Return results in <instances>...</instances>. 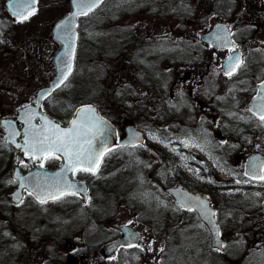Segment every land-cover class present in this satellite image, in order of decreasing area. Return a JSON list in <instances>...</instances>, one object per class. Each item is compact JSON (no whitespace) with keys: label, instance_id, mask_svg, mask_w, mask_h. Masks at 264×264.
Segmentation results:
<instances>
[{"label":"rangeland","instance_id":"rangeland-1","mask_svg":"<svg viewBox=\"0 0 264 264\" xmlns=\"http://www.w3.org/2000/svg\"><path fill=\"white\" fill-rule=\"evenodd\" d=\"M240 1L168 0L161 7L162 0H108L99 10L103 22H81L78 67L45 108L67 122L75 108L76 93H71L77 84L79 95L86 94L83 101L107 105L104 109L120 130L127 123L142 122L147 145L112 153L96 175L80 174L91 181L92 199L87 207L74 195L49 205L27 198L13 206L8 196L13 188L11 156L3 151L0 264H223L227 259L222 262L207 247L209 243L203 245L197 218L183 215L170 195L152 182L156 166L152 164L149 170L153 160L149 145L162 149L161 174L167 185L180 182L220 201L216 208L230 259L237 264H264V182H252L243 174L246 156L264 149V121L247 107L264 78V0ZM4 2L0 0V112L14 113L52 79L58 48L52 38L53 25L69 7L67 0H39L35 15L20 22L9 15ZM217 20L230 22L235 48L243 52V64L231 76L224 75L222 61L232 49L216 50L200 38ZM137 34L142 47L135 43L133 55L124 58L125 44ZM119 43L121 47L114 48ZM93 64L105 69L99 72ZM146 81L154 83L153 89L147 90ZM115 86L121 88L120 96H145L144 103L154 96V103L162 108L165 93L168 102H175L171 113L165 109L170 117L164 118L174 137L162 142L149 128L164 126V122L156 117L139 119L132 103H121L119 90L116 98L109 96ZM173 143L179 148H172ZM187 219L175 233L178 221ZM124 223L141 230L144 239L109 263L102 246L114 227ZM17 230L21 236L15 234ZM97 231L107 235L99 240L103 234ZM79 234L83 241L77 239Z\"/></svg>","mask_w":264,"mask_h":264},{"label":"water","instance_id":"water-1","mask_svg":"<svg viewBox=\"0 0 264 264\" xmlns=\"http://www.w3.org/2000/svg\"><path fill=\"white\" fill-rule=\"evenodd\" d=\"M101 2L102 0H100L97 6ZM11 3L12 0H7L6 6L13 14ZM67 4L70 9L69 12L61 20H59L53 28V38L59 44V48L53 58V63L56 67L53 79L49 81L48 85L39 88L35 92L30 104L18 108L17 116L5 117L1 120L5 128L8 130L6 135L8 137L9 143L16 150L17 158H20L24 154H29L31 158V152H26L25 147L30 141L33 140L34 129L32 126H35L36 128L42 127L45 120L58 124L61 129L66 130L72 127V121H86L88 117L94 115L99 121L103 122L100 125L102 134H98L94 141L97 150L100 149L101 142H103V147L109 150L119 145L134 146L145 142L144 132L133 124H128L125 127L126 136L119 139L117 128L107 117L102 115L98 107L92 103L80 105L76 109L75 115L71 119L69 125H65L54 119L43 109V103L45 99L49 97L53 91H55L65 81L64 80L62 83H60L59 86H56V82L60 80L61 69L65 68L64 62L69 60V54L71 55V70L74 66V59L78 45L79 17L84 15H74L78 11L76 7V0H67ZM37 6L38 4L36 0L35 9ZM68 21L71 22L70 28L63 30L57 28V25L61 24V22ZM68 36L72 37V49L69 47L67 40ZM201 37L204 41H206L208 44H211L216 49H226L227 47L233 46L235 44L234 36L229 30V25L226 22H217L210 31L203 33ZM229 56L239 57V59L242 61L241 51L237 50L231 52L222 63L224 67V73L228 71L227 62ZM260 96H264V80L258 84V90L249 103V108L253 109L251 111L255 114H257L255 111V106L260 103ZM87 108L94 109V114L80 111ZM29 115L32 116L30 123L28 121ZM36 155L39 156V153H36ZM56 155L60 156L61 163L59 167L54 169L36 165L29 169L26 173H23L19 167H15L13 176L17 180V187L11 193L12 201L14 203H20L23 200L25 190L35 193V197H39V199L37 198L38 200L43 199L46 201L53 199V197L49 196V193L56 194L58 191L62 190L64 193H79L85 202L88 201L89 187L87 181L84 179H76L73 172L66 170V165L68 164L67 158L60 153H57ZM38 160L42 161L43 159ZM262 165H264V154L261 152H252L246 158L244 173L255 180H260V176L264 173V167H262ZM168 190L176 196L177 201L181 206L194 208L197 210L198 215L201 217L211 232L212 247L221 251H225V242L221 237V229L216 218V210L210 205L209 199L202 196L200 193H195L184 187H169ZM200 204H202L204 207H198ZM121 229L123 231V235L120 238L112 240L104 245V253L107 256H115L121 246H133L141 241V232L135 229L133 226L124 224Z\"/></svg>","mask_w":264,"mask_h":264},{"label":"snow or ice","instance_id":"snow-or-ice-1","mask_svg":"<svg viewBox=\"0 0 264 264\" xmlns=\"http://www.w3.org/2000/svg\"><path fill=\"white\" fill-rule=\"evenodd\" d=\"M99 2L100 0H76L78 11L74 15H87ZM35 3L36 0H12L11 6L13 8V15L16 16L20 22L29 19L31 16L35 15ZM70 26V21L61 22V24L57 25V28L63 30L70 28ZM67 40L70 49H72V37L68 36ZM70 59L71 55L69 54V60L64 62L65 68L61 69L60 80L56 82V86H59L60 83L67 79V74L71 70ZM242 64L243 61H241L239 57L229 56L227 62L228 71L225 72V75H233L236 69ZM259 100L260 103L255 106V111L259 115V119L264 121V96H260ZM80 111L93 114L95 112V110L91 108L82 109ZM31 119L32 116L29 115V123L31 122ZM102 123V121H99L98 118L93 115L88 117L86 121H72V127L65 130L61 129L58 124L45 120L42 127L36 128L35 126H32L34 129L33 140L27 144L25 151L31 152L32 159H59L60 157L56 154L60 153L68 160V164L66 165L67 171L73 173L85 172L96 175L103 156L107 151H110L103 147V142H101L99 150H97L94 144L97 135L102 134L100 127ZM153 138L155 139V137ZM184 143L185 146H190L187 141ZM36 153H39V156H37ZM262 167H264V165H262ZM260 179H264V174L260 176ZM65 194L67 193H64L61 190L56 194L49 193V196L59 199ZM71 194L75 195L76 193ZM37 198L39 199V197ZM40 202L44 203L45 201L41 199ZM198 207L203 208L204 206L200 204ZM189 210L191 211L193 209L190 208Z\"/></svg>","mask_w":264,"mask_h":264},{"label":"flooded vegetation","instance_id":"flooded-vegetation-1","mask_svg":"<svg viewBox=\"0 0 264 264\" xmlns=\"http://www.w3.org/2000/svg\"><path fill=\"white\" fill-rule=\"evenodd\" d=\"M240 1V0H239ZM163 2H166L165 0H163ZM240 3L241 4H246L247 3V0H241L240 1ZM162 7H163V5H162ZM175 7V6H174ZM223 21H225V20H223ZM226 22H228L229 24H230V22L229 21H226ZM196 93H198V94H200L199 92H196ZM16 114V109H15V112L14 113H4V112H0V147H1V149H2V147H3V149L4 150H1L0 149V158L2 159V154H3V151H4V154H6V153H10V156H11V158H10V165L12 166V169H11V173H10V179H11V185L14 187L15 186V184H16V181H15V179L13 178V170H14V168L15 167H19L22 171H27V170H29L31 167H34V166H36V165H38V164H41V165H43V166H47V167H50V166H55V167H57L59 164H60V159H55V158H53V159H43L42 161H39L38 159H31L30 158V155L28 156V158H27V156H24V155H22L20 158H17V154H16V156H15V152H14V150H13V148L8 144V142H7V138H6V136H5V131H6V129H5V127L3 126V124H2V122H1V118L2 117H4V116H7V115H15ZM119 131V134L122 136V135H124V133H123V130H118ZM157 132H158V134H159V136L161 137V141L162 142H164V143H166V140H165V137H167V136H172V137H174L173 136V133H170V131L168 130V129H166V130H164V129H157ZM147 133V132H146ZM147 144L145 143L143 146H146ZM118 148H126L127 150H132V149H138V148H140V147H138V146H135V147H130V146H120V147H118ZM172 148H176V149H178L179 148V144H177V143H174L173 145H172ZM114 151H115V149H111L110 151H107V153L105 154V156L103 157V160H102V164L103 163H105V161L112 155V153H114ZM156 151L158 152V154H159V156H158V159L157 160H155L156 161V168H157V175H158V177H159V181H157L156 183V185L158 186H160L161 188H166V187H164V185H167V183L165 182V180H164V178H163V176H162V174H161V171H162V169H163V159H162V149L161 148H157L156 149ZM184 153H186L185 151H184ZM149 154H150V152H149ZM151 155V154H150ZM149 156V155H148ZM48 163H51V165H49ZM174 163H175V161H174ZM2 164H3V159H2V162L0 163V166H2ZM221 170H222V172H223V168L221 167ZM81 173H84V172H81ZM85 177V176H84ZM86 179H87V177H85ZM184 182V181H183ZM90 183V182H89ZM172 184V183H171ZM173 186H184V185H182L180 182H178V183H176V184H172ZM188 187V186H187ZM13 189V188H12ZM11 189V190H12ZM165 190V189H164ZM195 191H198V189L197 190H195ZM9 193V192H8ZM166 193L167 194H169L170 195V197L173 199V204L177 207V209L180 211V212H182V214L183 215H185V216H189V217H196L197 218V220L199 221V223H200V225L198 224V226L200 227H202V232H203V236H204V240H205V242H204V246L206 247V243H209L210 242V235L208 234L207 236H206V234H205V232L207 233L208 232V228H207V226L203 223V221L202 220H200L199 219V217L197 216V212H196V210L195 209H193V210H189V208H186V207H182V206H180V204L177 202V199H176V197L172 194V193H170V192H168V191H166ZM9 195V194H8ZM214 195V194H213ZM31 194H27L26 195V197H25V200H26V198H31ZM76 198H78L79 199V201L83 204V207H87V206H89L90 205V202H91V199H92V192H90V198L88 199V201L85 203L83 200H82V198L79 196V195H74ZM209 198H210V201H211V203L212 204H214V206L215 207H217V205H219L220 206V204H219V202L217 203V200L214 198V196H212V195H210V194H208L207 195ZM34 198V197H33ZM35 200V199H34ZM13 206H17V205H19V204H12ZM217 212L220 214V209L219 208H217ZM186 214H188V215H186ZM178 222H181L180 224H178L175 228L173 227V231L176 233L177 232V230H179L180 228H181V226H183L184 224H187V222H188V219L187 220H185V221H178ZM190 223V222H189ZM195 223H197V222H195ZM191 224V223H190ZM194 225V224H193ZM121 226L122 225H119V227L118 228H116V227H114V231L112 230V232H111V234L109 235V238H108V240L107 241H111V240H114V239H117V238H119L120 236H121ZM29 228L31 229V232H33V227L32 226H29ZM205 234V235H204ZM31 239L32 240H35V236L34 235H32L31 234ZM166 239H169V235H168V231H167V233H166ZM207 240V241H206ZM195 241H197L196 240V238L194 239V241L191 243V245H193V247H194V244H196L195 243ZM209 245H207V247H208ZM134 247H127V248H121L119 251H118V253H117V255L115 256V257H113V258H110L109 260H110V263H113V261H115V260H117L120 256H122V254L126 251V250H132Z\"/></svg>","mask_w":264,"mask_h":264},{"label":"trees","instance_id":"trees-1","mask_svg":"<svg viewBox=\"0 0 264 264\" xmlns=\"http://www.w3.org/2000/svg\"><path fill=\"white\" fill-rule=\"evenodd\" d=\"M253 1V0H252ZM108 2V0L105 2V4ZM96 14H97V16H96ZM103 16H105L104 14H102ZM99 16H101V15H99ZM98 16V13H92L87 19H91V20H94V23L96 24L97 22H103L104 20H99L100 18H97L96 19V17H99ZM94 17V18H93ZM93 18V19H92ZM99 20V21H98ZM136 43V39H134V40H132V41H130V42H128V43H126L125 44V49H124V51H123V53H124V58H130L132 55H133V53H134V49H135V44ZM185 46V45H184ZM123 47V46H122ZM129 47V48H128ZM188 47V46H187ZM100 66V68L102 69L104 66L102 65V64H100L99 65ZM103 69H105V68H103ZM104 71V70H103ZM110 76H112V75H110ZM113 83V82H112ZM145 85L146 84H148L147 85V88L148 89H151V88H153L154 87V83H151V82H149V81H146L145 83H144ZM117 87L118 86H115L114 87V89H113V93H110L109 94V96L110 95H112V94H114V97L116 98V92H117V90H119L118 91V93H117V96H120V93H121V91H120V87H119V89H117ZM75 94L76 96L73 98V101L75 102L74 104L76 105L78 102H80L81 100H84L85 98H84V96L86 95H82V96H80L79 95V93L77 92V89H76V91L74 90V91H72V93H71V95L72 94ZM139 96H137V97H134V98H130V96H129V94L128 95H124V96H120V101H121V103H132L133 104V107L135 106L136 107V109H134V111H137L138 113H135L136 115H138L139 116V119L141 118V117H143V116H145V117H149V118H154V117H156V119L158 118V120H160V121H162V122H165L166 121V119H164V118H166V117H170L167 113H166V111H164L163 113H159L160 111H159V109L160 108H158L157 109V105L158 104H156V103H154V100H155V97L153 96V97H151L150 98V100H149V103H144L143 101H142V98H144L145 96H141V94H138ZM82 97V98H81ZM115 98H114V100H115ZM116 101V100H115ZM157 101H159L158 99H157ZM136 103H138V105L136 104ZM145 104H147L146 105V109H144V105ZM152 104V105H151ZM164 104L166 105L167 104V102H165L164 101ZM152 106L153 108H152V110H150V108H148L147 109V106ZM153 105H155V106H153ZM105 106H107V105H102L101 106V108H102V111L104 112V108H105ZM106 112V111H105ZM138 124H140V125H142V122H139ZM156 166V165H155ZM152 170V169H151ZM152 180L153 181H159V177H158V175H157V173H156V168H155V171H153L152 172ZM11 221V223H13V220H10ZM16 235H18V236H21L22 235V232H20V231H18L17 230V232L15 233ZM27 238H29L30 236H29V234L26 236ZM52 248V247H51ZM52 250H55V248L53 249L52 248ZM50 257H51V259H55V256H51V255H49ZM71 256H72V254H71ZM68 257L70 258V255H68ZM83 259H84V256L82 257ZM223 258L224 259H227V260H230V263L229 264H237V262H235L234 260H232V259H230V256L228 255V254H223ZM227 260H225V262L223 263V264H226V261Z\"/></svg>","mask_w":264,"mask_h":264}]
</instances>
